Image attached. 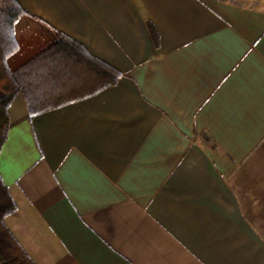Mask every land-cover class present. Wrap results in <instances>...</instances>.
Returning a JSON list of instances; mask_svg holds the SVG:
<instances>
[{"label": "crops", "instance_id": "1", "mask_svg": "<svg viewBox=\"0 0 264 264\" xmlns=\"http://www.w3.org/2000/svg\"><path fill=\"white\" fill-rule=\"evenodd\" d=\"M17 1L122 73L41 55L42 111L10 106L6 223L30 256L264 264V0Z\"/></svg>", "mask_w": 264, "mask_h": 264}, {"label": "trees", "instance_id": "2", "mask_svg": "<svg viewBox=\"0 0 264 264\" xmlns=\"http://www.w3.org/2000/svg\"><path fill=\"white\" fill-rule=\"evenodd\" d=\"M30 15L17 0H0V155L10 125L9 108L15 99L25 95L30 118L42 111L33 85L41 55L65 54L74 61L90 64L101 88L117 83L122 76L82 44L47 24H36L31 33L20 35L17 25ZM16 210L17 203L0 170V264H38L6 223V218Z\"/></svg>", "mask_w": 264, "mask_h": 264}, {"label": "rangeland", "instance_id": "3", "mask_svg": "<svg viewBox=\"0 0 264 264\" xmlns=\"http://www.w3.org/2000/svg\"><path fill=\"white\" fill-rule=\"evenodd\" d=\"M260 5V4H259ZM263 5V3H261ZM36 23H31L27 17L23 18L21 22L17 25V30L20 35L31 33L35 28ZM1 93V92H0Z\"/></svg>", "mask_w": 264, "mask_h": 264}]
</instances>
